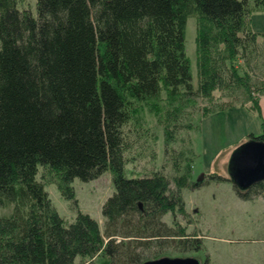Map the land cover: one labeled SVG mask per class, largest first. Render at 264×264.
Wrapping results in <instances>:
<instances>
[{
  "label": "trees",
  "instance_id": "16d2710c",
  "mask_svg": "<svg viewBox=\"0 0 264 264\" xmlns=\"http://www.w3.org/2000/svg\"><path fill=\"white\" fill-rule=\"evenodd\" d=\"M189 5L204 23L197 86L185 45ZM255 10L264 0H36L35 13L26 0H0V206L13 205L0 216V264H142L198 249V238L163 219L183 212L190 179V150L174 144L195 127L194 104L215 92L260 115L264 34L251 27ZM146 103L164 125L165 159L129 178L126 166L144 151L133 113ZM248 138L264 141V132ZM108 170L115 191L102 206L103 229L81 211L71 223L60 217L47 175L75 204L74 180ZM234 189L251 200L264 195V180Z\"/></svg>",
  "mask_w": 264,
  "mask_h": 264
},
{
  "label": "rangeland",
  "instance_id": "374dc122",
  "mask_svg": "<svg viewBox=\"0 0 264 264\" xmlns=\"http://www.w3.org/2000/svg\"><path fill=\"white\" fill-rule=\"evenodd\" d=\"M26 2L27 7L35 13L36 0ZM187 9L186 53L191 63L193 83L197 86L196 38L204 23L192 5ZM251 27L264 34V10L253 11ZM163 98L165 100L166 96L163 95ZM261 99L264 100V96L260 97V107ZM161 104L165 109V102ZM193 107L195 110L189 111L193 114L195 127L187 133L182 132L181 140L174 144L177 150H190L186 153L189 158L190 179L182 190L183 212L176 208L174 213H167L163 219L170 226L173 223L179 224L189 238L195 236L200 243L198 249H170L161 257H193L201 264H264V195L244 200L237 195L231 181H218L209 177L217 174L225 179L230 178L232 157L251 139L248 135H260L264 132V109L260 108L259 115L257 108L251 103L230 102L219 92L214 93L213 100L200 99ZM205 107L210 112L202 115ZM133 121L144 131V139L139 141L142 146L138 150L144 151L137 161L126 166L125 175L129 178L149 174L152 169H160L165 159L164 125L151 104L137 106ZM184 171L185 169L182 173ZM41 173L40 169L39 176ZM50 176L45 177L46 190L60 217L71 223L77 212L81 211L89 214L103 229L102 206L115 191L112 172L108 170L100 178L89 182L75 179L71 185L75 204L62 196ZM12 210L13 205L0 206V216L9 215ZM94 264L109 262L98 257Z\"/></svg>",
  "mask_w": 264,
  "mask_h": 264
},
{
  "label": "water",
  "instance_id": "95a60500",
  "mask_svg": "<svg viewBox=\"0 0 264 264\" xmlns=\"http://www.w3.org/2000/svg\"><path fill=\"white\" fill-rule=\"evenodd\" d=\"M230 180L240 191L250 189L264 180V141L255 139L244 143L231 160ZM142 264H201L193 257L164 256Z\"/></svg>",
  "mask_w": 264,
  "mask_h": 264
},
{
  "label": "crops",
  "instance_id": "0c3cea01",
  "mask_svg": "<svg viewBox=\"0 0 264 264\" xmlns=\"http://www.w3.org/2000/svg\"><path fill=\"white\" fill-rule=\"evenodd\" d=\"M261 103H262L261 104V106H262L261 108L264 109V100L261 99Z\"/></svg>",
  "mask_w": 264,
  "mask_h": 264
}]
</instances>
